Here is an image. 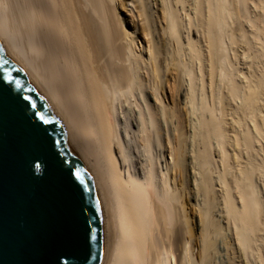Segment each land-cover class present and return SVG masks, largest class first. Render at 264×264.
Segmentation results:
<instances>
[{"label":"bare ground","instance_id":"obj_1","mask_svg":"<svg viewBox=\"0 0 264 264\" xmlns=\"http://www.w3.org/2000/svg\"><path fill=\"white\" fill-rule=\"evenodd\" d=\"M152 3L0 0V40L102 194L99 264H211L216 221L264 264V0Z\"/></svg>","mask_w":264,"mask_h":264},{"label":"water","instance_id":"obj_2","mask_svg":"<svg viewBox=\"0 0 264 264\" xmlns=\"http://www.w3.org/2000/svg\"><path fill=\"white\" fill-rule=\"evenodd\" d=\"M0 68L11 76L0 71V264H99L107 238L100 190L1 40Z\"/></svg>","mask_w":264,"mask_h":264},{"label":"rangeland","instance_id":"obj_3","mask_svg":"<svg viewBox=\"0 0 264 264\" xmlns=\"http://www.w3.org/2000/svg\"><path fill=\"white\" fill-rule=\"evenodd\" d=\"M152 1L153 0H143V2H145V6H146L147 11H149V13L152 16L151 18H154L153 20H155L158 17V15L156 14L157 13V5L154 4V6H153L154 2L152 3ZM147 2H148V4H146ZM127 7L128 8L126 10H130L132 8L134 13H135L134 7L131 4H128ZM127 15H126V17H128V19H129L130 12L127 13ZM129 21L130 20H128V23H129ZM128 26H129V24H128ZM159 27H160V25L158 23L154 25V29L156 28V30L160 29ZM162 160H164V159H162ZM169 163L171 164V161H169ZM162 166L165 168V163H164V165L162 163ZM190 205L192 206V234H193L192 240H193V243L195 245L194 254H196L197 246L202 244V239L204 236L202 234V227H201V223L199 221V212H197L200 208H199V206L198 207L196 206L194 199H190ZM214 206H215V204H214ZM213 208H212L213 210H212L211 216L214 218V220H216L217 219L215 216V213H216L215 209L216 208L215 207H213ZM216 223L219 226H221L222 228H220V230H218L217 232H214V233L211 232L209 238L204 237V239H206L209 242L210 247H211V262L210 263L211 264H232L229 256L227 255L226 250H224V248L226 247L225 246L226 243L228 244V241H229L228 238H230V237L227 234L226 230H224V228L222 226L223 224L222 223L220 224V222H218V221H216Z\"/></svg>","mask_w":264,"mask_h":264},{"label":"snow or ice","instance_id":"obj_4","mask_svg":"<svg viewBox=\"0 0 264 264\" xmlns=\"http://www.w3.org/2000/svg\"><path fill=\"white\" fill-rule=\"evenodd\" d=\"M4 63L6 64L7 61H5ZM0 71H2L4 73L5 78H7L9 81L11 80V76L9 75L7 69L0 68ZM32 166H34V167L35 166H38L37 163H36V161H33L32 162Z\"/></svg>","mask_w":264,"mask_h":264}]
</instances>
